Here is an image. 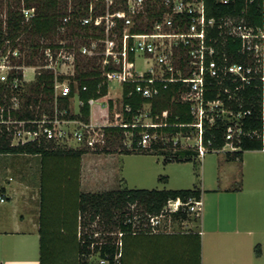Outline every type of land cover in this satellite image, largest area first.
Instances as JSON below:
<instances>
[{
    "label": "built area",
    "instance_id": "2783aa9c",
    "mask_svg": "<svg viewBox=\"0 0 264 264\" xmlns=\"http://www.w3.org/2000/svg\"><path fill=\"white\" fill-rule=\"evenodd\" d=\"M106 1L108 6L114 2ZM148 1L125 0L126 8L113 11L108 9L105 13L81 17L82 24H94L104 29V36L92 39L90 44L78 47L67 39L59 38L43 43L41 53L44 62L41 65L54 73V103L50 110L44 108L34 116L17 114V111L23 110L26 99L24 75L20 69L23 65L12 61L18 54L17 48L8 51L0 49V80L5 83V88H9L0 100V139L9 141L10 145L45 142L55 147H84L94 152L102 148L106 143L105 128L103 125L97 127L98 124L91 118L86 120L80 116H71L80 113L85 101L80 97L77 79L59 71V66L63 64L76 65L78 54H86L102 56L103 68L112 63L120 65L119 68L103 71L109 87L114 80L123 84L133 81L137 92L145 98L153 99L172 84H177L175 96L189 103L194 116L192 122L180 123L193 127L190 134L183 135L195 136L198 157H204L209 151L238 149L245 137L257 136L264 143V0L261 1L262 23L247 17L248 7H244L239 14L229 13L216 17L208 14L205 0H161L164 9L160 17L153 21L151 29L145 28L149 13ZM23 12L25 18L29 19L35 15V7H25ZM70 17L65 16L63 23ZM120 19L122 30L119 27ZM138 25L144 29L134 30ZM65 28V25L61 26L62 30ZM228 40L237 43L234 49L228 48ZM132 54L134 61L131 64ZM140 59L143 60L142 68L137 67ZM20 72L22 75L18 74ZM9 75H13L12 78ZM247 85L253 86L255 94L259 95L261 128L246 126L245 120L255 107L253 101L246 106L249 96L245 95L243 89ZM82 89H88L87 84H83ZM62 97L69 98L68 107H59ZM74 97L79 102L77 112L71 109L70 101ZM96 99L90 97L87 100L90 108ZM30 107L33 108L32 104ZM131 108L130 104L125 106L128 111ZM219 121L226 126L225 144L215 148L212 147L211 138L205 140L204 133L207 126L211 127ZM162 124L166 123L153 117L152 103L146 101L137 110L132 123L122 120L106 125L141 126L143 128L140 130L138 144L148 146L160 136L157 129L151 128ZM4 199L1 196V200ZM131 208L133 216H129L127 221L142 222L152 231H161L173 222L175 212L182 210L200 216L203 200L202 197L194 196L188 199L180 196L171 198L159 213L146 212L143 219L137 213L135 203ZM117 232L123 234L122 231ZM99 233L97 231L95 235ZM120 256L121 252L117 253L115 263H112L108 255H99L97 262L119 264Z\"/></svg>",
    "mask_w": 264,
    "mask_h": 264
},
{
    "label": "trees",
    "instance_id": "16d2710c",
    "mask_svg": "<svg viewBox=\"0 0 264 264\" xmlns=\"http://www.w3.org/2000/svg\"><path fill=\"white\" fill-rule=\"evenodd\" d=\"M262 0H205L207 12L211 16L219 17L222 14H239L244 7H248L247 17L256 23H262ZM125 0H114L107 5L106 0H0V6L6 4V17H0V49L6 51L3 45L8 41L14 46L23 44L28 47L29 57L27 63L34 62L35 57H41V47L44 38L53 41L57 36L59 39H67L70 43H75L78 47L82 44H90L92 39L104 36V29L94 24H82L80 18L88 15L105 13L118 8H126ZM260 3V5H259ZM149 13L145 23V28L151 29L155 19L160 17L164 4L161 0H149ZM35 7V15L29 19L24 16L23 8ZM1 8V7H0ZM71 15L64 24L63 18ZM188 19L187 15H184ZM120 30L123 29L121 19L119 20ZM65 25V30L61 26ZM142 25H138L134 30H143ZM215 34V32H213ZM57 38V39H58ZM236 42L227 41L228 48L234 49ZM102 56H89L81 54L76 61V74L80 90V97L85 101L81 105L80 113L71 116H80L89 120L91 108L87 100L90 97H100L108 93L109 83L103 75L104 70L119 68L120 65L108 64L103 68ZM134 56H130L133 63ZM22 62V60L20 61ZM22 75V73H18ZM133 75V73H130ZM12 78L13 75H9ZM87 84L88 89H82V85ZM135 82L127 81L123 84V96L121 99L123 120L132 123L137 110L146 101L152 103V114L157 120L163 119L166 124L152 127L158 133L175 135L178 133L190 134L193 127L180 123L192 122L194 116L190 111L188 102H183L176 95L177 84H172L169 89L153 98L148 99L135 90ZM6 85L0 80V100L5 91ZM245 95L249 99L246 106L253 101L255 107L245 120L246 126L250 128H261V110L259 95L255 94L253 86H246ZM33 93H25V102L22 111H17L19 116H34L38 111L30 105H37L40 100L54 101V73L50 70L41 72L37 81L32 86ZM213 96V95H210ZM63 106L68 107L69 98L62 97L60 100ZM110 109L113 107V100H110ZM127 104L131 105V110L125 109ZM53 107V106H52ZM169 111L163 114V110ZM41 113V112H39ZM159 117H156V115ZM106 142L111 136H124L125 130L132 132V144L130 147H120V152H131L133 150H153L157 154L164 155V161H184L198 157V151L193 147H181L174 145L173 141H163L159 138L153 140L150 145L142 146L138 144L141 126L129 125L127 127L119 125H106ZM226 126L222 121L213 126L206 127L204 138L207 141L211 138L212 147L221 148L225 144ZM264 143L259 137H245L240 143V147L235 150H227V154L236 158L241 155L244 149L263 148ZM87 148H66L53 146L52 143L42 142L10 145L9 141L0 139V152H10L14 154H37L40 156V264H99L91 259V256L98 252L100 256L110 258L115 263L114 257L121 252L119 264L122 261L123 240L127 234L138 232H150V227L143 223L127 221L129 216H133L132 204H136V211L143 219L146 212L159 213L169 199L182 197L188 199L190 196L201 197V189L197 186L192 188H145V187H120L116 189H105L98 191H85L81 188V166L82 157L87 153ZM106 145L96 152H113ZM199 158V157H198ZM163 176L161 175L160 178ZM187 211L175 212L173 219L182 221L189 218ZM102 223L103 228L92 227V223ZM96 223V224H97ZM90 228L87 230L86 227ZM100 231L101 235L106 232L103 238L95 235ZM112 231H122V235L113 236ZM121 241V244L119 243ZM95 242L94 245H92ZM257 249V248H256ZM257 253L259 251L257 250Z\"/></svg>",
    "mask_w": 264,
    "mask_h": 264
},
{
    "label": "crops",
    "instance_id": "0c3cea01",
    "mask_svg": "<svg viewBox=\"0 0 264 264\" xmlns=\"http://www.w3.org/2000/svg\"><path fill=\"white\" fill-rule=\"evenodd\" d=\"M113 83L107 94L97 98H105L103 118L94 120L91 107L90 118L96 124H108L109 101L122 99L123 83ZM218 151L224 154L216 166L217 179L205 174L204 156L202 176L194 183L202 191L200 216L173 220L161 231L127 234L121 264H264V148L244 149L236 158ZM122 153H85L81 188L122 187L125 178L118 159ZM13 154L0 152V264H40V206L33 209V200L24 197L29 184L16 176ZM162 176L168 180V175Z\"/></svg>",
    "mask_w": 264,
    "mask_h": 264
},
{
    "label": "rangeland",
    "instance_id": "374dc122",
    "mask_svg": "<svg viewBox=\"0 0 264 264\" xmlns=\"http://www.w3.org/2000/svg\"><path fill=\"white\" fill-rule=\"evenodd\" d=\"M0 17H6V4L0 6ZM144 23V22H142ZM62 30V29H61ZM63 31V30H62ZM58 36L54 39L56 40ZM51 39L48 38V41ZM47 41V38L43 39V43ZM3 47H6V51L13 50L17 48L18 54L13 57V62L15 64L23 65L22 73L24 75V83H25V93L30 95L33 93L32 86L37 81L38 76L41 72L47 70L43 65L44 62L43 55L41 57H35L33 60L34 62L27 63L26 59L30 56L28 53V47L23 44V49L21 50L20 46H14L11 42H6ZM3 49V48H1ZM42 49V48H41ZM42 51V50H41ZM81 54H78V56ZM22 60V62H20ZM142 59L139 60L137 67L142 68L143 63ZM60 73L69 74L72 77L76 74V65H69L63 64L59 66ZM113 83V82H112ZM111 83V84H112ZM110 84V86H111ZM114 87H119V84L114 82ZM111 87V90L113 89ZM114 104L111 109V117H109V123H118L119 121L123 120V113H122V103L120 99H113ZM77 97L71 99L70 103L72 104L71 109L73 108L74 112H77L79 105ZM54 103V101H53ZM109 104V103H108ZM63 106L62 102H59V107ZM109 106V105H108ZM32 107L37 109V113L42 112L44 108L51 109L52 105L51 102H46L40 100L37 105L32 104ZM106 111V104L105 98L96 99L95 103L93 104V117L94 120H99L101 117L103 118V113ZM169 110H163V114L167 113ZM101 118V119H102ZM157 120V119H156ZM163 119H159L158 121H162ZM105 126L104 124L100 123L97 127ZM124 136H111L105 145L111 149H115L119 151L120 147L128 148L132 144V133L130 131H124ZM159 138L163 139V141H173L174 145L179 144L181 147H193L195 148L196 145V138L195 136L187 137L181 133L171 135V134H161ZM107 141V140H106ZM104 145V146H105ZM101 149V148H99ZM89 153H95L94 151H89ZM106 153V152H105ZM224 152L219 151H209L203 158H193L184 161H164L163 154H157L153 150L145 149V150H133L131 152H124L119 155V171L121 177H124V186L135 188V187H145V188H192L194 183H199L200 177L202 176V159L203 164H205V174L211 179H217V170L216 166L219 161V157L223 155ZM14 162L16 164V176L23 181H26L29 184V187L26 189L27 192H24V197L27 199L33 200L30 206L35 209L40 206V193L39 195L36 194V185L38 184V190L40 192V178L38 177L40 171V158L37 155L32 154H13ZM161 175H168V180L161 179ZM105 186H101L99 189H104ZM97 189L96 191H98ZM192 216V217H191ZM193 218V215H190ZM178 221H176L177 223ZM94 221L92 223V227H97L102 229L103 224L97 223ZM87 230H90L88 226L86 227ZM118 232L114 231L113 236H117ZM106 232H103L102 235L99 233L98 237L103 238ZM91 259L97 262L99 260V253L96 252L91 256Z\"/></svg>",
    "mask_w": 264,
    "mask_h": 264
}]
</instances>
